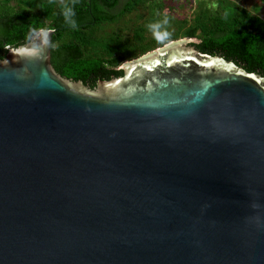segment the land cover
Masks as SVG:
<instances>
[{"label":"water","instance_id":"95a60500","mask_svg":"<svg viewBox=\"0 0 264 264\" xmlns=\"http://www.w3.org/2000/svg\"><path fill=\"white\" fill-rule=\"evenodd\" d=\"M45 32L0 60V264H264V76L180 42L91 89Z\"/></svg>","mask_w":264,"mask_h":264},{"label":"trees","instance_id":"16d2710c","mask_svg":"<svg viewBox=\"0 0 264 264\" xmlns=\"http://www.w3.org/2000/svg\"><path fill=\"white\" fill-rule=\"evenodd\" d=\"M66 7L75 12V28ZM154 24L167 34L160 40ZM42 29L56 30L55 71L91 89L122 76L124 63L182 39L264 76V0L250 8L241 0H0V60Z\"/></svg>","mask_w":264,"mask_h":264},{"label":"clouds","instance_id":"9594fccd","mask_svg":"<svg viewBox=\"0 0 264 264\" xmlns=\"http://www.w3.org/2000/svg\"><path fill=\"white\" fill-rule=\"evenodd\" d=\"M64 15H65V20L67 23H69L72 27H77V22L75 19H73V17L75 16V12L72 8L70 7H66L65 10H64ZM167 21H165L166 23ZM149 27L153 30V33L154 35L156 36V38L158 40H160L162 38V35L163 36H166L167 34L164 33L162 34L159 29L161 27L160 24H154V25H149ZM51 31H54V29H50V30H47V32H45V30H41V32H45V35L43 36V39H42V43L43 44H48V36H47V33L48 32H51Z\"/></svg>","mask_w":264,"mask_h":264},{"label":"rangeland","instance_id":"374dc122","mask_svg":"<svg viewBox=\"0 0 264 264\" xmlns=\"http://www.w3.org/2000/svg\"><path fill=\"white\" fill-rule=\"evenodd\" d=\"M242 1V3L245 5V6H247L248 8H250V7H252V6H254V4H260V1L261 0H241ZM180 42H186V43H191V42H197V40H193V39H182V40H179V41H176V42H173V43H170V44H167V45H165L166 47H170V46H173V45H175V44H178V43H180ZM164 46V47H165ZM163 47V48H164ZM156 51V50H155ZM155 51L154 52H152V53H149V54H147V55H145V56H143V57H146V56H149V55H152L153 53H155ZM143 57H141V58H143ZM140 59V58H139Z\"/></svg>","mask_w":264,"mask_h":264}]
</instances>
